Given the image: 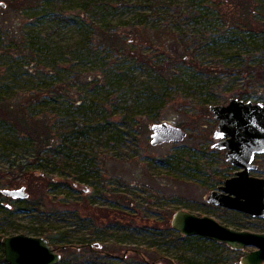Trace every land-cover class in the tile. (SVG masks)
<instances>
[{"label":"rangeland","instance_id":"374dc122","mask_svg":"<svg viewBox=\"0 0 264 264\" xmlns=\"http://www.w3.org/2000/svg\"><path fill=\"white\" fill-rule=\"evenodd\" d=\"M254 4L256 35L230 32L228 38L198 50L195 64L190 63L191 57L177 62L174 73L169 56H191L196 51L193 43L197 45L203 34L214 29L223 34L235 18L231 0H31L16 8L0 7V100L50 115L57 123L55 130L84 117L76 112L79 100L83 110L92 109L90 120H102L95 131L73 139L74 151L86 153L90 162L85 163L89 173L85 182L68 185L71 180L54 165H35L30 142L1 122L0 169L15 170L20 163L36 168L37 174L59 184L51 191L58 200L96 193L94 207L120 209L122 217L135 219L132 228L150 230L96 235L92 224L47 218L34 209L15 211L8 220L0 211V233L70 232L68 241L73 243L86 235L96 239L91 243L95 248L119 243L122 253H144L141 257L155 264H240L244 251L224 243L201 237L204 241L183 249L171 246L151 229L170 213L172 224L174 214L185 209L236 230L264 233V219L209 204L207 197L218 185L207 187L203 182L213 169L219 178L223 171L230 178L237 170L228 169L226 151L215 147L218 120L212 112L206 114L202 105L207 93L221 95L219 104L241 99L242 94L246 96L241 100L264 103V85L240 71L245 64H264V0ZM110 30L126 37V50H109L100 44L99 33ZM199 64L221 72L209 78L199 74L195 67ZM161 122L185 128L186 138L153 146L151 127ZM255 165L251 175L264 178V154L257 156ZM9 181L0 179V190L23 187L20 176L18 186H10ZM154 229L159 231V226ZM52 244L61 245L55 240ZM61 253L65 259L72 251Z\"/></svg>","mask_w":264,"mask_h":264},{"label":"trees","instance_id":"16d2710c","mask_svg":"<svg viewBox=\"0 0 264 264\" xmlns=\"http://www.w3.org/2000/svg\"><path fill=\"white\" fill-rule=\"evenodd\" d=\"M3 1L8 7L16 8L18 4L19 6L30 4L31 0H22L19 1V3L17 0ZM234 1L235 4H233ZM231 2L233 5L232 9L234 11L235 18H233V21H231V23H229V25L223 29V34H219V31L216 29H214L211 34H203V37L196 41L197 45L193 43L194 49L196 51L192 53L191 56L187 54L179 55V58L169 56L168 58H171L169 61V67H172L170 71L171 73L175 72V66L179 62H185L189 57H191L190 63L195 64L198 50L206 49L210 44L216 43L222 39L221 37L228 38L230 36V32H235L238 35L242 30H244L246 33H250L251 35H256V33H258V28L255 27V25H257V15L254 0H231ZM245 27H253V29L245 30ZM98 33L99 32L97 31L95 34ZM97 38L100 40V44L106 49L126 50L127 48L125 47L126 37H123V35L118 34L116 31L114 33L111 30L110 32L102 31L99 33ZM129 54L131 56L134 55V53H131L130 51ZM195 67L199 74L207 75L209 78H215L217 74L221 72L216 68L211 69L204 67L201 64L197 66L195 65ZM240 71L244 76L252 78L254 83L264 85V64H245L244 67L240 69ZM207 95L208 96L202 105L206 107V114L211 116L209 107L211 105L223 102V99L221 98V95H213L209 92ZM245 96V94L240 95L241 99H244ZM78 107L79 111L76 110V112L84 114V117L79 118L76 123L73 122L70 126H66L64 130H55L57 123H53L52 117L50 115L45 116L38 114L39 112H31L29 111L28 107L26 108L24 105L15 108L0 100V122L3 125L8 126L14 131L18 132L30 142L35 155L33 161L35 165L39 164L41 166H50L52 164L54 165V170H59L60 174H65L66 177H68L66 180H71L68 185L75 181L82 183L88 180L87 177L89 173L85 169V163L90 165V162H88L86 153H83L80 150L77 152L74 151V141L80 139L81 137H85L92 131H95L101 124L102 120L97 118V122H99H96L97 124L94 123L93 120H90L88 114H90L92 109L89 107L88 110H83L80 100L78 101ZM181 126L183 127L184 125ZM67 127L70 129L68 130ZM103 127H107V122L104 120ZM74 138L76 139L73 140ZM225 165L229 167L228 169H230V171L236 169V167L231 166L227 162H225ZM208 167V170L213 168L211 165ZM50 169L52 170V167H50ZM35 170L36 168L32 170L29 169L25 164L21 163L18 164L15 170L3 171L0 169V179H10V186L15 187L19 184L18 178L20 176L23 179V186L26 187L30 194V197L27 200H13L4 196L0 190V211H4V213H6V220H8L10 216L15 213V211H33L34 209H37L41 210V213L45 214L47 218L58 216L60 218L58 220L71 219L79 222L81 226H87L88 223L92 224L94 227L93 233L96 235L110 234L121 230L150 231L149 229L142 227L132 228L135 223V219L122 217L124 214L120 209L117 210L112 206L107 208L94 207L96 203V199L94 198L96 193H93L90 195V197L81 196L77 199L64 197L58 200L51 194V191L58 187L59 184L50 180L46 174H37ZM211 172L213 175L211 174V177L209 176V178L203 180L204 186L214 187L215 185H218L219 187L221 185L220 183L227 178V170L222 172L221 178H219L220 175H216L214 169ZM215 177L221 181L217 182L214 180L216 179ZM124 199H126V197H124ZM9 200L13 203L11 204L12 208H8L7 206V201ZM42 209H46L47 211L44 212ZM171 214L172 213L168 214V217L166 216V218L163 220L164 223H157L151 229V231H153V233L160 232L163 235L165 242L171 246L182 247L183 249L189 248L191 246L193 247V245L195 246V243L204 241L201 237H185L175 231L171 224ZM157 226H159V231L154 229ZM49 232L50 233L43 237L49 239L51 244L53 243V240H55L61 244L58 247H62V251H72L69 257L65 259L62 257V260L59 264H155L141 257L144 255V253L143 255L138 253L130 254L128 252L122 253L120 251V247L119 249L117 247L119 243L110 242L107 249H103L104 245L99 244L102 246V249L97 252H92L90 249L86 248V245H89L95 241L96 239L94 238H88L86 235H83L81 238H78V241L73 243L74 241H68V237L71 236L70 232H63L59 234H54L53 231ZM5 236H7V234L0 233V250L2 252L0 262L2 264H8L5 260L4 247L2 244V239ZM213 244L217 245L216 242H213ZM72 245L82 246V248L77 249ZM106 246L107 244H105V247ZM235 264H239V262L236 261Z\"/></svg>","mask_w":264,"mask_h":264},{"label":"water","instance_id":"95a60500","mask_svg":"<svg viewBox=\"0 0 264 264\" xmlns=\"http://www.w3.org/2000/svg\"><path fill=\"white\" fill-rule=\"evenodd\" d=\"M0 7L7 4L0 2ZM210 111L218 120L213 133L215 147L226 151L225 157L237 170L226 178L218 189L207 197L211 205L264 219V178L251 175L256 169L255 159L264 154V103L232 98L228 104H215ZM151 144L179 143L187 133L173 123H155L151 127ZM1 193L13 200L30 197L26 187L2 189ZM8 208H12L10 204ZM172 228L185 237H203L224 243L231 249L244 251L240 264H264V233L236 230L220 223L214 217L199 216L185 209L178 210L172 219ZM8 264H59L62 247H55L46 237L23 233L2 239ZM81 249L82 246L72 245ZM91 248L94 252L101 250ZM254 248L252 251L245 248Z\"/></svg>","mask_w":264,"mask_h":264},{"label":"flooded vegetation","instance_id":"af4514ba","mask_svg":"<svg viewBox=\"0 0 264 264\" xmlns=\"http://www.w3.org/2000/svg\"><path fill=\"white\" fill-rule=\"evenodd\" d=\"M222 183H223V182H222ZM218 188H219V187H218ZM218 188H217V189H218ZM10 199H11V198H10ZM91 246H93V247L95 248V246H94L93 244L86 245V248H88V249H90L92 252H94L93 249L91 248ZM99 246H100V245H98V248H99ZM101 249H102V247H101Z\"/></svg>","mask_w":264,"mask_h":264}]
</instances>
